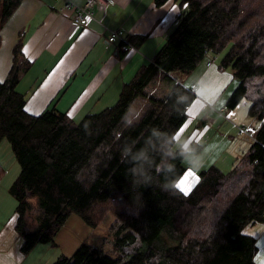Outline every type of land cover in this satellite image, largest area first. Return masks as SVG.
Segmentation results:
<instances>
[{
    "label": "trees",
    "instance_id": "16d2710c",
    "mask_svg": "<svg viewBox=\"0 0 264 264\" xmlns=\"http://www.w3.org/2000/svg\"><path fill=\"white\" fill-rule=\"evenodd\" d=\"M168 1L153 0L158 7ZM20 2L0 0V28ZM179 6L164 43L122 84L116 102L79 120L52 105L27 112L15 87L31 63L21 58L20 41L13 47L0 81V143L19 169L9 193L17 202L13 230L22 255L54 242L72 215L92 229L110 213L115 256L80 242L53 264H255L256 240L243 230L264 221V87L249 88L250 80L264 78V0ZM145 38L123 36L120 44L128 50ZM223 51L218 66L237 83L226 107L249 100L258 127L231 170L210 166L182 191L186 150L200 148L177 142L195 99L183 80L206 56ZM126 246L135 248L123 252Z\"/></svg>",
    "mask_w": 264,
    "mask_h": 264
},
{
    "label": "crops",
    "instance_id": "0c3cea01",
    "mask_svg": "<svg viewBox=\"0 0 264 264\" xmlns=\"http://www.w3.org/2000/svg\"><path fill=\"white\" fill-rule=\"evenodd\" d=\"M72 1L82 5L85 0ZM112 1L104 15L101 8L94 6L89 25L72 33L73 10H61L63 0H21L0 28V81L11 68L12 50L20 41L21 58L31 64L20 75L15 89L23 94L27 112L37 115L52 105L73 120L84 113L99 112L113 105L122 84L131 79L140 65L152 59L174 25L172 8L175 4L166 9L154 5L153 0ZM117 29L125 37L138 34L146 38L140 46L124 51L120 40L107 41L109 32ZM221 58L222 54L207 56L183 80L187 86L195 85V99L186 112L199 118L203 125L207 121L217 124L218 128L225 124V132L237 135L228 149L226 141L208 146V140L203 150L211 153L225 148L233 152L240 142L238 138L247 137L252 141L250 136L239 133V127H258L248 114L249 100H242L232 109L226 107L225 102L237 83L229 70L219 68ZM222 118L225 119L222 121ZM240 143L248 148L251 144L250 141ZM3 144L11 153L8 144L2 141L0 146ZM199 147L201 152V145ZM16 205L9 187L6 191L0 189V264H28L34 249L26 255L20 253L19 240L13 230ZM71 217L55 238L64 232ZM243 232L256 240L255 264H264V221L246 226ZM72 242L75 244L69 249L74 251L79 243L70 235L68 244Z\"/></svg>",
    "mask_w": 264,
    "mask_h": 264
},
{
    "label": "rangeland",
    "instance_id": "374dc122",
    "mask_svg": "<svg viewBox=\"0 0 264 264\" xmlns=\"http://www.w3.org/2000/svg\"><path fill=\"white\" fill-rule=\"evenodd\" d=\"M173 2V0H169L162 6L166 9H169ZM179 2L180 0H178L175 6L172 8V21L175 20L176 16L180 13L182 9V7L179 6ZM224 53L225 52L223 51L219 54L224 55ZM256 79L257 80H255L254 82L253 80L249 81L250 90L259 87L260 85L264 87V78ZM163 88L165 89V84ZM85 114L86 113H84L82 116H84ZM188 116L189 121L187 122L186 126H184V128L181 130L177 138V142L182 147L187 146L191 142L199 144L201 145V152L200 149L197 151L186 150V155L184 157V165L187 170L186 173L180 179V181L177 183V186L180 190L181 187H183L184 190L182 191H188L192 187L195 178L194 172L199 173L209 168L210 166H214L221 172L227 173L229 170H231L237 158L241 156L244 152H246V150L248 149V145H242L240 142L250 141L251 143V140H249V138L240 137L238 138L240 139V142L235 145L233 152L231 150H227V147L231 144V141L234 140L237 135L234 132H225V124H223L221 128H218L217 124L213 125L210 121H207L206 125H203L205 123H201V120L199 118L193 117V114L191 112L188 113ZM76 118L79 120V118L81 117ZM224 119L225 118H222V121ZM226 119L230 120L228 118ZM254 124L258 125L256 122ZM208 140V146L211 144L219 143V141H226L227 149L225 148L220 152L214 153H211L210 151H204L203 146ZM179 145L176 144V147L179 148ZM233 145L234 142L231 146ZM0 162L3 172V176L0 180V189H2V191H6L14 180L15 176H17L18 174V165H16L12 154L7 150L5 144L0 146ZM114 222V216L108 213L102 218L96 228L91 229L78 216L72 215L64 232L60 236L54 238V242H43L38 243L34 246V249L30 252V257L28 258V264H53L60 255H71L73 251H71L69 247L75 244V242L70 243V245L68 244V237L70 235L76 238L78 243L85 242L93 247L99 248L107 252L110 255L115 256L116 252L113 251V231L111 228ZM134 248V246H126L125 248H123V252L129 253L133 251Z\"/></svg>",
    "mask_w": 264,
    "mask_h": 264
},
{
    "label": "built area",
    "instance_id": "2783aa9c",
    "mask_svg": "<svg viewBox=\"0 0 264 264\" xmlns=\"http://www.w3.org/2000/svg\"><path fill=\"white\" fill-rule=\"evenodd\" d=\"M56 1H60V0H56ZM111 4H113L112 0H85L82 5H76L73 3L72 0H63L61 10L62 9H68V10L72 9L73 10V19H72L73 20L72 21L73 31L72 33H74L79 28L89 25V23L93 20L91 10L94 6H98L99 8H101L103 11V15H104L106 7ZM102 18L103 16L101 17V19ZM123 36L124 35L121 30L119 29L112 30L109 32L107 41L114 42L116 39L122 40ZM126 48H127L126 46L122 47L123 50H126ZM190 89L195 90V85L194 84L190 85ZM239 132L247 134V135H252V133L254 132V129L246 128V127H239Z\"/></svg>",
    "mask_w": 264,
    "mask_h": 264
},
{
    "label": "snow or ice",
    "instance_id": "6c2138e0",
    "mask_svg": "<svg viewBox=\"0 0 264 264\" xmlns=\"http://www.w3.org/2000/svg\"><path fill=\"white\" fill-rule=\"evenodd\" d=\"M186 126V125H185ZM181 190H184L183 187H181Z\"/></svg>",
    "mask_w": 264,
    "mask_h": 264
}]
</instances>
